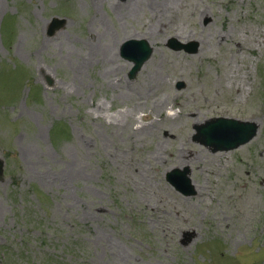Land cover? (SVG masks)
I'll return each instance as SVG.
<instances>
[{
	"label": "rangeland",
	"instance_id": "rangeland-1",
	"mask_svg": "<svg viewBox=\"0 0 264 264\" xmlns=\"http://www.w3.org/2000/svg\"><path fill=\"white\" fill-rule=\"evenodd\" d=\"M0 158V264H264V0H0Z\"/></svg>",
	"mask_w": 264,
	"mask_h": 264
},
{
	"label": "water",
	"instance_id": "water-1",
	"mask_svg": "<svg viewBox=\"0 0 264 264\" xmlns=\"http://www.w3.org/2000/svg\"><path fill=\"white\" fill-rule=\"evenodd\" d=\"M66 23V20H60L55 18L51 25L49 32L55 34V32ZM169 46L174 50H185L188 53H196L198 51V44H181L175 41L170 42ZM127 47H130V51H127ZM123 56L129 61L134 62V66L130 71V77L134 78L137 72L141 71V68L145 64L152 54V48L146 41H129L123 48ZM259 126L255 122H244L229 118H217L208 122L203 127H198L197 138L201 142L209 147L213 148V152L217 151H230L237 149L252 140L258 132ZM4 168V161L0 159V178H2ZM167 180L178 191L186 196L195 194V191L191 185V181L188 177V172H181L175 170L167 175ZM187 242V241H185Z\"/></svg>",
	"mask_w": 264,
	"mask_h": 264
},
{
	"label": "bare ground",
	"instance_id": "bare-ground-1",
	"mask_svg": "<svg viewBox=\"0 0 264 264\" xmlns=\"http://www.w3.org/2000/svg\"><path fill=\"white\" fill-rule=\"evenodd\" d=\"M165 1H166V0H165ZM183 163H187V162H186V160H185V161H183ZM183 163H182V164H183Z\"/></svg>",
	"mask_w": 264,
	"mask_h": 264
}]
</instances>
